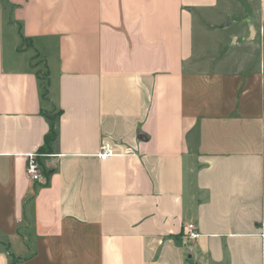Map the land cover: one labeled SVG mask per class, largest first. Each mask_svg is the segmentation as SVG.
Masks as SVG:
<instances>
[{"label":"crops","instance_id":"1","mask_svg":"<svg viewBox=\"0 0 264 264\" xmlns=\"http://www.w3.org/2000/svg\"><path fill=\"white\" fill-rule=\"evenodd\" d=\"M208 31L224 41L206 66ZM54 107L60 136L32 181ZM4 243L22 264H264V0H0L12 264Z\"/></svg>","mask_w":264,"mask_h":264},{"label":"rangeland","instance_id":"2","mask_svg":"<svg viewBox=\"0 0 264 264\" xmlns=\"http://www.w3.org/2000/svg\"><path fill=\"white\" fill-rule=\"evenodd\" d=\"M206 34H207V36L203 37V43H204L203 48L205 47L207 51L206 52H204V50L198 51V53L201 54V62L203 65L211 64V62L214 64L215 61L218 60L217 59L218 57L214 54L215 53V46L214 45L216 42L217 35L215 34L214 31H210V32L208 31ZM217 39L219 40V43L221 40L224 41L223 36H219ZM20 46L28 48L30 46L29 39L25 38V40H24V38H21ZM221 50H223V49H221ZM221 50L219 53L222 55ZM30 54L32 55V65L36 68L37 73L42 78V83L44 85H47L49 82L48 81L49 80L48 79V72H47L42 60L40 59L39 55H37L33 50L30 51ZM222 56H224V55H222ZM225 59H226V56H225ZM229 64H232V62L229 61ZM229 64L227 65L228 67H230ZM209 68H211V67H209ZM241 88L242 87L240 86V89Z\"/></svg>","mask_w":264,"mask_h":264},{"label":"trees","instance_id":"3","mask_svg":"<svg viewBox=\"0 0 264 264\" xmlns=\"http://www.w3.org/2000/svg\"><path fill=\"white\" fill-rule=\"evenodd\" d=\"M22 38L25 37L22 35ZM27 39V38H26ZM40 79H42L40 77ZM43 85V98L46 102H50L49 99V82L47 85ZM45 117L50 121V133L46 136V146L39 152L41 154H48L54 151L55 149V144L59 139L60 133H59V120L61 117V111L57 110L56 107L50 109V110H45L44 112ZM39 162L41 166H43L41 157L39 158ZM6 246V250L9 252L11 259H12V264H22V262L25 260V258L16 256L14 253L10 251V245L8 243H4Z\"/></svg>","mask_w":264,"mask_h":264},{"label":"built area","instance_id":"4","mask_svg":"<svg viewBox=\"0 0 264 264\" xmlns=\"http://www.w3.org/2000/svg\"><path fill=\"white\" fill-rule=\"evenodd\" d=\"M114 154L115 152L113 148L110 145L105 144L100 149L98 156L102 159H107L108 157ZM42 156L45 155L41 153H31L28 155L26 171L32 181H39L42 176V171H41L42 166L39 162V158ZM187 229H188V237L190 239H197L201 235L200 231L197 229L194 223L188 224Z\"/></svg>","mask_w":264,"mask_h":264}]
</instances>
